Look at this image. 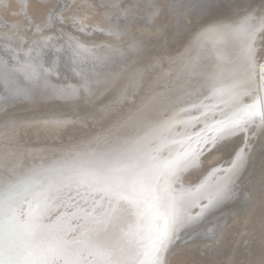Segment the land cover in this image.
<instances>
[{"label": "snow or ice", "instance_id": "1", "mask_svg": "<svg viewBox=\"0 0 264 264\" xmlns=\"http://www.w3.org/2000/svg\"><path fill=\"white\" fill-rule=\"evenodd\" d=\"M168 11L199 27L167 69L103 134L40 157L29 185L0 192V264H168L185 234L200 235L214 211L238 198L257 153L264 196V0H180ZM24 71L39 79L55 61ZM4 92L5 106L31 99L7 71ZM89 92L84 84L55 94ZM209 156L215 162L205 168ZM28 159L10 138L0 147V165Z\"/></svg>", "mask_w": 264, "mask_h": 264}, {"label": "bare ground", "instance_id": "2", "mask_svg": "<svg viewBox=\"0 0 264 264\" xmlns=\"http://www.w3.org/2000/svg\"><path fill=\"white\" fill-rule=\"evenodd\" d=\"M27 1L0 0V42L4 43V45L8 43L10 47L14 45L12 49H16V53H18H14L18 57V60L12 59L13 54L9 55L3 51L0 53L3 62H8L7 66L5 65L6 68L0 65V68L3 70L0 72V147L3 146L6 139L10 138L12 145L16 149L30 154L35 157V159H28L26 163L21 166L0 165V192H3L10 187L23 188L29 185L35 179V176L30 169L41 163V160L39 159L40 157H54L69 148L80 145L93 137L103 134L112 121L115 120L118 115H121L126 111L135 96L142 94L146 83L153 78L156 73H160L167 69L168 58L175 57L177 53L181 52L185 45L193 39V36L198 31L199 27L198 19L189 17L188 15L178 16L174 12H172V18H170L171 21L168 22L165 28L158 26V24L157 26L152 25V18L156 17L152 13L154 11V6H157L158 3H154L156 0H142L145 2L146 9H148L146 12L150 15V25H144V27H142L143 31L140 36L134 35L135 30L133 25L131 26L130 31L127 30L128 27L126 28V31L123 29L122 31H124V34H122L120 28L121 22L119 20V15L121 13L118 12L115 14V12L119 9H122L123 12H125V9H130V7L133 8L135 6L144 7L139 0H94L101 1L102 5L106 7L103 12L101 11L102 9L99 11L103 13L105 18H94L91 21L89 20L90 14L91 11H94L93 8L96 6L94 1L80 0V2H83L80 11L75 12L77 10L75 7L72 9H64L65 11L66 9L67 11L68 9L74 11L72 13L74 15H71L72 17H68V19H74L73 23L76 27L86 30L87 33H91V29L95 25H98V28H104L107 33L115 31L117 39L113 35L114 37L109 36V38H105L104 40L98 41L94 39L86 41L74 35L73 37L80 48L78 49L75 45L72 46L71 50L74 54L71 55L70 52L68 53V51L65 50V37H60L63 36V33L60 31L54 32L45 30L46 15L44 13L46 12L44 11V7L46 6L42 4L43 7L40 4L45 0H32V3L30 4L32 7L30 9L33 12L31 10V12H29ZM48 1L56 2L57 0ZM72 1L74 3L78 0ZM91 1L94 4H92ZM171 1L177 4L180 3V0ZM65 2L66 1L64 0H60L59 6ZM53 5H50L49 7H52ZM59 8L60 7H58V10ZM27 10L29 13H32L33 17H36V20L39 19L40 22V25L35 29V35H28V37H31L30 39H28L26 33L22 31V25H16L14 27L13 24L8 23V20H14V23L16 24L30 21L28 19L29 14L27 13ZM131 12L133 13V11ZM32 16L30 15V17ZM64 16L61 17L64 19ZM53 17V14L49 15L51 20ZM124 17H126V15ZM56 22L57 21H55V23ZM55 23L54 26L56 25ZM16 27H18V33H21L20 35L14 34ZM146 27L150 30H147ZM156 27L159 31H156ZM14 35L17 37H14ZM50 35L55 38H60L57 42H53V39L48 41L44 40L42 42L39 41L41 38L50 37ZM123 36H126V41ZM24 37H26V39H24ZM16 39H18V43H16ZM10 41H12V43H10ZM26 41L35 42L32 43V47L25 49L28 53H26L24 49H20L22 44L26 43ZM54 41H56V39H54ZM52 44L53 49L55 47L61 48L63 46V53L67 54L68 57L75 61L72 67L67 64L69 72H67V74L64 73L66 67L61 65L62 52L56 51L54 53V58H57L58 60H54L55 71L51 73L44 72L39 79L26 78L24 71L26 63L33 62L39 64L44 61L45 69L53 64V59L50 58V60H47L43 54L44 50L51 49ZM16 45H18V47H16ZM36 47H38V50H34ZM2 48L6 47L1 46L0 49ZM40 48L42 49L40 50ZM31 49L33 52L30 51ZM158 59L162 60L163 64L156 63L154 68L150 67V65ZM6 71L12 74L16 84L29 92L31 97L30 100L9 102L7 106H5V92L2 93L1 90H4V74ZM84 84H87L90 89V92L85 94V99L72 96H58L55 94L56 90L70 89L71 87ZM56 120L64 121L65 123L60 127H56L55 125L46 127L41 123L43 121ZM13 121H15L17 125L14 130L11 125V122ZM6 125H8L7 132L5 131ZM256 157L253 159L249 170L244 174L245 180L250 169H252L251 166L254 164ZM214 162L213 158L210 159V161L205 162V168H208L209 165ZM243 180L241 184H243ZM246 182H248V178ZM241 189L242 191L238 193L240 198L232 200L237 203L229 208L226 211L227 213L222 217L213 218L210 216L200 230V235H196V239H200L199 237L204 235L206 236L209 233L208 230L211 229V233H214L215 236L212 239L209 238L211 240L209 242L216 243L214 239H217L216 234H218L217 231L219 227H221L219 225L222 220L229 216L230 213H236L238 210L241 211L243 207H247L248 213L253 214L256 204L259 203L264 196L258 194V190H256V193L252 195L249 204H246L244 202L245 191L243 185H241ZM263 202H260V204ZM245 210H242L243 213ZM248 221H250L249 218ZM211 233L208 234L206 238L209 237ZM187 235L192 236L194 233H188ZM262 237L259 238L264 241V238ZM204 242L206 241L204 240ZM218 243L219 242H217V244ZM217 244L215 246H217ZM193 245L194 244H192V246ZM218 246L220 247V245ZM177 247L175 249H177ZM209 248H211V246ZM197 249L199 248L197 247ZM178 250L174 251L176 252ZM215 250L217 252L218 248ZM175 252L173 255L174 258H176L177 255ZM204 252L206 253V251ZM217 255H219L218 252ZM263 256L264 254L262 256L259 255L258 257L262 260L264 258ZM263 263L264 262L261 264Z\"/></svg>", "mask_w": 264, "mask_h": 264}, {"label": "rangeland", "instance_id": "3", "mask_svg": "<svg viewBox=\"0 0 264 264\" xmlns=\"http://www.w3.org/2000/svg\"><path fill=\"white\" fill-rule=\"evenodd\" d=\"M28 1H30V2H28ZM28 1H27V6L29 5L28 10H29V12H31L32 10L30 8L32 7V5H30V4L32 3L31 2L32 0H28ZM45 1H43L42 3L39 2L41 5L43 4L44 6H46V7H44L42 5L45 8L44 11L46 12V13H44L46 15L45 16L46 17L45 18V21H46L45 22V25H46L45 30L46 31H54V32L60 31L61 33H63V36H60V37H65L64 47H65V50H67L68 53L70 52L71 55L74 54L71 50L72 46L75 45V47H77L78 49L80 48V46L77 45L75 38L73 37L74 35H76L79 38H81L82 40H86V41L94 40V39L99 41V40H104L105 38H109V36H113V35L115 36V34H116L115 31L107 33L104 30V28L103 29L100 27L98 28V25H95L91 29V33L90 32L87 33L86 30H83L80 27H76V25L73 23L74 19H68V17H72L71 15H74V14H72L74 11L69 10V9H68V11H67V9L65 11L64 9L65 8L72 9L73 7H75L77 9L75 12L80 11V8L83 6V2L82 1L80 2V0H78L74 3L72 0H64L66 2L59 6L61 8V9L59 8V10H58V7L54 8V6L59 5L60 0H57L56 2H52V1H48V0H45ZM101 1H103V0H101ZM101 1H94L96 6L93 8L94 11H91L90 19H89L90 21L93 20L94 18H96V19L105 18L103 16V13L99 12L101 9H102L101 11L103 12L106 8L102 5ZM139 2L144 7H137V6H135L133 8L130 7L131 11H133V15H131L129 17L128 16L124 17L125 12H123L122 9H119L115 12V14L118 12L121 13L119 15V20L121 22L120 28H121L122 34H124L123 32L126 31L127 27H128L127 30L130 31L131 26L133 25L134 30H135L134 35L140 36L142 34V31H143L142 27H144V25H150L151 19L149 18L150 15L146 12V11H148V9H146L145 2H143L142 0H139ZM94 3L92 2V4H94ZM133 3H134V1H133ZM154 3H158V5H162L163 10L159 16L152 18V25L157 26V24H158V26L165 28L166 25L168 24V22L171 21L170 18H172V12L168 11V6H169V4H172L174 2H172L171 0H156V1H154ZM49 4L50 5L54 4V5L52 7H49L50 6ZM258 4H259V0H257V5ZM46 8H47V11H46ZM0 10H1V8H0ZM28 10H27V13L29 15L28 14L27 15H28V19L30 21H24V22H21L19 24H16V23H14V20H11V21L8 20V23L13 24L14 27L16 25H22V31H24V33H26V37H28V35H32V36L35 35V33H36L35 29L38 25H40L39 19L36 20V17H33L32 13H29ZM96 11H98V12H96ZM51 13L54 15L52 20L49 18V15H52ZM138 14H140V15H138ZM30 15L32 17H30ZM61 16L62 17L64 16L65 20ZM48 20H50V21H48ZM55 21H57V22L55 23ZM54 23L56 24L55 26H54ZM26 27H27V29H26ZM146 28H147V30H150V29H148V27H146ZM123 29H124V31H122ZM156 31H159V29H157V27H156ZM156 31H153V32H156ZM164 31H165V29H164ZM14 32H15L14 34H19V35L21 34V33H18V27H16ZM67 32H69V33H67ZM14 37H17V36L14 35ZM26 37H24V39H26ZM60 37L55 38L54 36L50 35V37L48 36L47 38H41L39 41L42 42L44 40L48 41L50 39H53V42H57V40ZM123 37H124V40L126 41V39H127L126 36H123ZM30 38L31 37H28V39H30ZM115 38L117 39V36H115ZM54 39H56V41H54ZM144 42H146V41H144ZM10 43H12V41H10ZM16 43H18V39H16ZM32 43H35V42L26 41V43H23L24 45L22 44V47H20V49H24V51H26L25 50L26 48L32 47ZM1 46L2 47L4 46L6 48L0 49V53H2V51L5 52L6 54H9V55L16 53V49H12V47H14V45L12 47H10V45H8V43L6 45H4V43L0 42V47ZM16 47H18V45H16ZM41 49L42 48H40V50ZM63 49H64L63 46L61 48L55 47L53 49V44H52L51 49L49 48L48 49L49 51L44 50L45 52L43 51V54L45 55L47 60H50V58H51V59H53V61L54 60L56 61L58 59L54 58V53L56 51H61L62 52L61 61L64 63L63 64L61 62V65L66 67V71L64 73L67 74V72H69L68 71V68H69L68 65H70V67H72L73 64L75 63V61L72 60L70 57H68L67 54L63 53V51H62ZM4 50H6V51H4ZM34 50H38V47H36V49H34ZM40 50H39V52H40ZM31 52H33L32 49H31ZM26 53H28V52L26 51ZM16 54H18V53H16ZM1 57H2V55H0V63L2 62L0 65L5 67V62H3ZM63 59H65V60H63ZM43 63H44V61H43ZM8 68L10 70H12L10 67H8ZM2 71H3L2 68H0V72H2ZM1 92L4 93V90L2 89ZM256 156H255L256 160H254V164H252V166H251L252 169H250L249 173L247 174L248 176L246 177V180L244 179L245 181L243 180V184H241V185H243L245 192H251L252 194H254V193H256L255 191L258 190V194H261L260 154L257 153ZM212 158L213 157L209 156L205 160V162L210 161V159H212ZM247 178H248V182H246ZM238 198H240V195H238ZM244 198H245V196H244ZM244 200H245L244 202L246 204H249V201L251 199L250 200L244 199ZM263 201H264V198H262V200H260L259 203L256 204V208L253 211V214L251 213L252 215L250 213H248L247 207H243L241 209V211L238 210L240 212L237 211L238 213L237 212L236 213H230L227 218L222 220V222L219 225L221 227H219V229L217 231L218 234H216L217 239H214L216 241V243L209 242V241H211L209 239V237H207L208 239L206 238V236H208V234H210V233H208L206 236L204 235L202 237H199L201 239V241H200V239H196L197 238L196 234H194L192 236L185 234L184 238H183V240L185 242H179L178 243V245L181 248L178 246L177 249H175L176 248L175 247L168 254V257H169V258L167 257L168 264H261L262 262H264V258L262 260H260V257H258V256L259 255L262 256L264 254V241L260 239L262 236H263L262 238H264V202ZM260 202H263V203L260 204ZM235 203H237V202L229 201V202L225 203L219 209L214 211V213L211 216L213 218L214 217L218 218V217L224 216L227 213L226 211L229 208L233 207V205ZM242 210H245L244 213ZM241 216H243L244 218ZM246 218H247V220H246ZM248 218L250 221H248ZM209 221H210V219H209ZM212 221H213V219H212ZM222 225H223V227H222ZM203 239L206 242H204ZM220 239H221V241H220ZM258 239H260L261 241ZM194 242H196V243H194ZM217 242H219V243L217 244ZM184 244H186V245H184ZM187 244H189V245H187ZM192 244H194L195 246L194 245L192 246ZM216 244H217V246H215ZM218 245H220V247ZM183 246H187V247H183ZM210 246H211V248H209ZM212 246H213V248H212ZM197 247L200 250L197 249ZM178 248L180 251L178 250ZM186 248H188V249H186ZM217 248H218L217 252L219 255H217V252L215 250ZM174 250H178L179 252L178 251L175 252ZM173 251L177 254L176 258H174V256H173L174 255ZM204 251H206V253ZM207 252H208V254H207ZM214 252H215V254H214ZM250 255H251V257H250ZM213 257H215L216 259Z\"/></svg>", "mask_w": 264, "mask_h": 264}]
</instances>
